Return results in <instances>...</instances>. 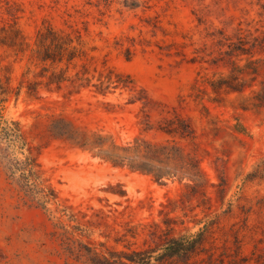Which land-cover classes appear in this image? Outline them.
I'll return each mask as SVG.
<instances>
[{
    "label": "rangeland",
    "instance_id": "obj_1",
    "mask_svg": "<svg viewBox=\"0 0 264 264\" xmlns=\"http://www.w3.org/2000/svg\"><path fill=\"white\" fill-rule=\"evenodd\" d=\"M9 25L28 40L47 25L78 32L88 49L95 48L93 65L101 68L106 61L136 85L106 96L93 88L72 94L64 88L42 89L39 99L11 98L7 115L37 142L49 115L64 112L80 130L119 145L132 144L136 136L177 143L198 157L210 184L218 182V172L226 176L223 205L210 185L211 200L195 195L181 202L189 190L179 174L160 184L127 165L113 166L89 150L52 140L39 162L60 198L86 214L78 219L92 228L91 240L83 238L88 245L103 254L124 250V243L114 241L115 231L123 233L122 225L130 222L140 232L136 239L127 237L132 248H154L153 223L165 229L163 220L171 217L175 237L197 232L198 219L216 222L204 245L214 262L203 252L191 264H229L264 251V178L244 180L264 160V0H0V29ZM15 70L19 77L22 68ZM134 96L142 99L133 102ZM181 123L192 133L181 137L159 129ZM238 124L245 131H236ZM117 183L126 195L106 191ZM55 222L41 208L17 206L0 166V264H91L64 250ZM152 262L183 264L179 258Z\"/></svg>",
    "mask_w": 264,
    "mask_h": 264
},
{
    "label": "trees",
    "instance_id": "obj_2",
    "mask_svg": "<svg viewBox=\"0 0 264 264\" xmlns=\"http://www.w3.org/2000/svg\"><path fill=\"white\" fill-rule=\"evenodd\" d=\"M0 50V166L8 191L17 201V206L48 211L56 220L55 225L62 231L64 250L77 259L86 258L91 264H154L153 258L158 263L179 258L183 264H191L193 257L203 252L208 253V263L214 262L213 254L204 246L215 229L216 222L213 220H196L195 224L202 226L187 237L172 235L175 231L171 226L175 223L174 218H164L165 229L154 222L155 232L149 233L155 243L154 248H132L135 243L127 237L136 239L140 232L138 226L130 225V222L122 225L123 233L115 231L114 241L124 243V250L113 249L108 254H103L88 245L83 238L91 240L92 228L80 223L78 219V216L85 217L86 214L75 211L60 198L39 162L40 153L50 141H67L89 150L93 156H98L113 166L127 165L131 171L150 175L160 184L179 174L180 179L188 180L185 187L189 190L188 193L186 191L181 194V202H184V197H189L190 200L195 195L202 196L203 201L211 200L207 192L210 185L216 187L219 203L223 205L228 192L226 176L224 172H218V182L210 184L199 165L198 157L185 151L177 143H156L136 136L132 144L119 145L110 137L80 130L64 112L49 115V121L37 142L28 135L20 121L7 115L6 104L11 98L17 100L25 95L29 99H39L42 89L60 92L64 88H70V94L93 88L95 94L106 96L117 89L133 91L136 85L129 75L116 71L106 61L102 62L101 68L93 65L95 56L91 52L95 48L88 49L78 32L73 34L47 25L38 28L34 38L28 40L17 27L9 25L0 29ZM15 65L22 68L19 77L14 76ZM15 80H18L17 84L14 83ZM230 91L240 90L231 88ZM133 98V102L142 99L137 96ZM148 129L150 127L146 125L143 130ZM159 129L167 134L177 133L181 137L192 133V129L184 123ZM235 129L238 132L245 131L242 124L236 125ZM256 178H264V160L244 180ZM122 187L120 183L109 184L106 191L124 196L126 192ZM229 206L231 208L232 203ZM244 226L248 227L247 224ZM103 235L110 237V232ZM100 245L103 243L100 242ZM158 251L161 252L155 257L154 254ZM255 253L254 258H234L230 259L229 264H251L253 261L252 264H264V251ZM221 264H224V260Z\"/></svg>",
    "mask_w": 264,
    "mask_h": 264
}]
</instances>
